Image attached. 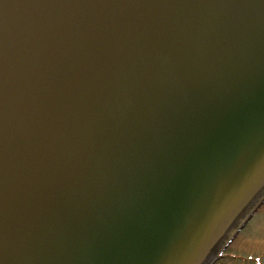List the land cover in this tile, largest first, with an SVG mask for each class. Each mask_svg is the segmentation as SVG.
Wrapping results in <instances>:
<instances>
[{"label":"water","instance_id":"1","mask_svg":"<svg viewBox=\"0 0 264 264\" xmlns=\"http://www.w3.org/2000/svg\"><path fill=\"white\" fill-rule=\"evenodd\" d=\"M262 198L264 0H0V264L212 263Z\"/></svg>","mask_w":264,"mask_h":264},{"label":"rangeland","instance_id":"2","mask_svg":"<svg viewBox=\"0 0 264 264\" xmlns=\"http://www.w3.org/2000/svg\"><path fill=\"white\" fill-rule=\"evenodd\" d=\"M223 253L213 264H264V202Z\"/></svg>","mask_w":264,"mask_h":264}]
</instances>
